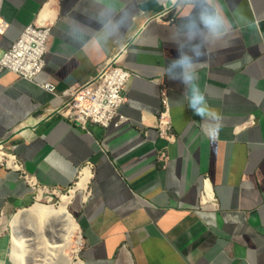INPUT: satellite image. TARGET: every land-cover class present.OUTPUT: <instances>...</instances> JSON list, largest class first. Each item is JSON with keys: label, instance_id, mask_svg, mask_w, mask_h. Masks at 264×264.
Masks as SVG:
<instances>
[{"label": "crops", "instance_id": "0c3cea01", "mask_svg": "<svg viewBox=\"0 0 264 264\" xmlns=\"http://www.w3.org/2000/svg\"><path fill=\"white\" fill-rule=\"evenodd\" d=\"M201 3L190 9L184 0H0V57L27 27L49 30L34 80L0 75V140L16 145L45 189L66 193L82 170L90 171L87 187L69 203L84 264H264V0H212L226 18V34L216 41L206 34L189 39L182 28ZM176 8L173 24L152 19ZM117 24L115 35H100ZM123 46L120 66L131 77L118 127L83 130L61 117H39L64 102L41 85L61 93L84 84ZM197 46L204 53L201 89L222 118L215 139L204 135L210 122L186 103L177 106L186 89L166 76L178 51L195 61ZM162 83L177 137L166 165L157 158L166 147L156 129ZM46 199L0 169V220ZM9 246L0 223V264H12Z\"/></svg>", "mask_w": 264, "mask_h": 264}, {"label": "built area", "instance_id": "2783aa9c", "mask_svg": "<svg viewBox=\"0 0 264 264\" xmlns=\"http://www.w3.org/2000/svg\"><path fill=\"white\" fill-rule=\"evenodd\" d=\"M179 9L165 10L152 19L157 22L173 24L175 14ZM169 20L165 17L170 16ZM5 23L0 19V34L4 32ZM48 26L27 27L19 39L0 57V75L3 72H11L19 77L32 81L38 76L44 67L43 57L46 52V41L48 36ZM127 52V47H121L112 57L106 60L96 76L92 77L84 84H75L63 92H58L56 87L50 83L41 87L56 98H63V105L59 108H44L40 118L50 119L61 117L70 123L78 125L83 130H87L88 125L94 124L102 128L111 126L118 127V110L126 102V89L131 74L120 66L121 57ZM161 111L158 115L156 129L158 136L166 143V147L158 152V160L164 165L168 163V146L176 142V135L173 132L172 120L168 99L167 85L160 84ZM0 169L6 172H13L35 192L41 195L47 203L53 201V195L62 198L64 193H58L40 186L35 177L28 174L22 160L16 153V145L9 144L8 141L0 140ZM208 178H205L207 181ZM71 190L65 194H69ZM206 192L201 193V205H204ZM214 201L212 199L209 202ZM41 202L36 200L35 203ZM82 239V238H81ZM83 247V241L82 246Z\"/></svg>", "mask_w": 264, "mask_h": 264}, {"label": "bare ground", "instance_id": "6f19581e", "mask_svg": "<svg viewBox=\"0 0 264 264\" xmlns=\"http://www.w3.org/2000/svg\"><path fill=\"white\" fill-rule=\"evenodd\" d=\"M82 171L74 190L70 195L63 196L57 206L35 203L28 209L20 210L13 217L12 248L9 255L12 264H73L65 252L74 245L79 248L82 240L80 236L77 237L79 224L77 225L75 218L69 212L68 205L76 191L87 187L90 171L88 169ZM28 224H36V229L40 233L39 241L31 242L26 239L24 229L28 228H25ZM35 232L37 233V230ZM25 242H29L30 245L29 243L26 245ZM118 264H130V262L124 260Z\"/></svg>", "mask_w": 264, "mask_h": 264}, {"label": "clouds", "instance_id": "9594fccd", "mask_svg": "<svg viewBox=\"0 0 264 264\" xmlns=\"http://www.w3.org/2000/svg\"><path fill=\"white\" fill-rule=\"evenodd\" d=\"M174 3L177 0H173ZM186 6L190 9H195L199 0H184ZM217 5L212 3V0H203L195 17L188 20L182 26L189 39L195 38L198 35H207L212 40H220L226 34L225 17L220 11L216 10ZM121 25L117 24L109 29L106 25L101 29L100 35L104 39L115 35L119 31ZM193 51L196 53V60L192 56L179 53L166 65V76L173 81H179L186 89L183 98L176 101L178 107H187L199 116L202 120L208 121L213 125L212 130L204 134L210 139H215L221 127V116L216 113L209 105L206 92L201 89L199 75V58L204 55L197 46ZM38 203V202H37Z\"/></svg>", "mask_w": 264, "mask_h": 264}, {"label": "rangeland", "instance_id": "374dc122", "mask_svg": "<svg viewBox=\"0 0 264 264\" xmlns=\"http://www.w3.org/2000/svg\"><path fill=\"white\" fill-rule=\"evenodd\" d=\"M78 183V182H77ZM77 185V184H76ZM74 188H75V185H74V187L72 188V189H70L71 190V192H72V190H74ZM71 193H69V194H63V195H65V196H68V195H70ZM75 196V195H74ZM61 200H62V198H60V197H56V198H54L53 199V201L52 202H49V203H47L46 201H41V202H38L39 204H43V205H47V206H57L60 202H61ZM35 204V203H34ZM31 207V206H30ZM29 207V208H30ZM70 207H69V205H68V210H69V212L71 213V211H70V209H69ZM26 209H28V208H26ZM22 210H24V209H22ZM20 211V210H19ZM19 211H16V212H14L11 216H9V217H7L6 219H4V220H0V223H3L4 224V226H5V228H7V231H8V236H9V239H10V246H9V255H10V252H11V248H12V236H13V231H12V226H11V221H12V219H13V217L19 212ZM72 214V213H71ZM72 216H73V214H72ZM74 217V216H73ZM75 218V217H74ZM75 220H76V223H78V221H77V219L75 218ZM29 225H31V227L29 226ZM78 225V224H77ZM26 227H28L27 229H24V235H25V237H26V239H28V240H31V242H33L34 240L35 241H39V238H40V233L38 232V229H36V224H28V226H25V228ZM29 229V230H28ZM78 229H79V227H78ZM26 230V231H25ZM32 230V231H31ZM34 230V231H33ZM35 230H37V233L35 232ZM29 231V232H28ZM27 232V233H26ZM36 233V234H35ZM33 234V235H32ZM30 237H29V236ZM78 236H80V239H81V234H80V229H79V231H78V234H77V237ZM29 237V238H28ZM82 240V239H81ZM83 241V240H82ZM26 243V242H25ZM28 243L29 242H27L26 243V245H28ZM29 245H30V243H29ZM81 246H82V243H81V245H80V247L79 248H76V246L74 245V246H72V247H70L69 248V250H67L66 252H65V254H66V256L71 260V262L73 263V264H84L83 263V260H82V258L80 257V251H81ZM84 247V246H83ZM82 247V248H83ZM30 248V247H29Z\"/></svg>", "mask_w": 264, "mask_h": 264}]
</instances>
